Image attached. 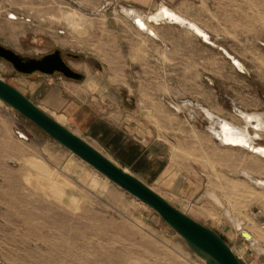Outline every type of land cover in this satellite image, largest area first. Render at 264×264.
Returning a JSON list of instances; mask_svg holds the SVG:
<instances>
[{"label": "rangeland", "instance_id": "1", "mask_svg": "<svg viewBox=\"0 0 264 264\" xmlns=\"http://www.w3.org/2000/svg\"><path fill=\"white\" fill-rule=\"evenodd\" d=\"M74 1L0 0V45L30 58L59 50L84 80L25 73L2 57L0 79L75 132L69 118L88 105L91 89L116 91L122 106L159 100L168 109L163 129L171 157L198 186L192 199L168 201L222 234L244 264H261L263 248L251 246L226 212L240 217L244 230L264 246V187L240 173L249 170L264 179V156L223 146L192 103L239 125L245 122L234 105L264 115V0H174L173 8L201 25L215 46L180 29L177 36L167 35L178 41L181 55L160 59L147 41L152 36L121 12L123 6L134 8L130 0ZM65 12L84 16L87 24L70 27ZM218 46L248 72L239 71ZM259 133L255 141L264 145V129ZM0 264L207 262L156 210L0 99Z\"/></svg>", "mask_w": 264, "mask_h": 264}, {"label": "crops", "instance_id": "2", "mask_svg": "<svg viewBox=\"0 0 264 264\" xmlns=\"http://www.w3.org/2000/svg\"><path fill=\"white\" fill-rule=\"evenodd\" d=\"M117 1L122 2V0ZM173 1L130 0L134 3L133 7L140 12L152 13L160 4H166L172 10L182 14L173 8ZM149 22L151 27L152 25L155 27L153 29L157 33L155 36L150 35L152 38L149 37L150 39L147 40L157 54L155 58L160 59L167 53L175 54L174 57L181 55L182 49L180 47L178 49V41L173 38V35L177 36L180 29L187 28L164 24L166 22L175 24L169 21L151 20ZM90 91L91 98L88 105L80 106L79 110L69 118L71 125L77 130L73 132L165 199L170 197L181 203L192 199V196L197 193L198 186L171 157L172 145L164 139L168 137L163 129V126L167 124L168 109L163 107L157 99L139 100L135 107L122 106L116 91L111 94H108V89L102 91V94L96 93L97 90ZM144 111L149 113L145 114ZM174 139H176L175 136ZM179 145L178 141L177 147H180Z\"/></svg>", "mask_w": 264, "mask_h": 264}, {"label": "water", "instance_id": "3", "mask_svg": "<svg viewBox=\"0 0 264 264\" xmlns=\"http://www.w3.org/2000/svg\"><path fill=\"white\" fill-rule=\"evenodd\" d=\"M70 1L77 4L74 0ZM137 21L138 19H135L132 22L136 24ZM202 40L204 41V39ZM210 44L215 46L212 42ZM218 48L222 50V47L218 46ZM58 52L56 51L52 55L36 61L21 59L15 52L0 45V57L2 56L11 61L19 71L32 73L40 70L43 73L52 74L57 70L62 72L67 78L83 81L84 77L81 74L71 69L65 63L60 62L61 60L56 55ZM226 57L233 63V60L229 56ZM0 99L16 109L23 117L33 122L44 133L58 141L109 180L156 210L161 218L175 229L199 256L206 259L207 264H244L233 253L222 234L204 226L179 210L161 194L130 172L115 164L85 139L41 110L14 86L1 79ZM241 234L243 237L247 236V238H250L246 232H242Z\"/></svg>", "mask_w": 264, "mask_h": 264}, {"label": "bare ground", "instance_id": "4", "mask_svg": "<svg viewBox=\"0 0 264 264\" xmlns=\"http://www.w3.org/2000/svg\"><path fill=\"white\" fill-rule=\"evenodd\" d=\"M121 12L128 16L131 21L138 19L136 22V26L139 30H142L145 33H152L150 35L155 36L157 33L153 30V27H151L149 21H169V22H176L178 24H181L180 27H184L187 29H191V33L196 34L198 37L204 39V42H207L210 44L212 42L210 34L196 21L190 20L183 14H180L179 12L172 10L166 5L160 4L155 12H152L148 15H144L137 11L134 8H126L122 7ZM62 15V14H61ZM63 18L65 22L70 25V27H74L77 29L79 26H83L86 23V19L82 15H77L73 12H65L63 13ZM168 23V22H167ZM175 23V24H176ZM87 24V23H86ZM156 24V23H155ZM177 24V25H178ZM143 25V26H141ZM82 28V27H80ZM78 28V29H80ZM77 29V30H78ZM157 37V36H156ZM223 50V48H222ZM226 56H229L233 60V64L237 69H240L242 72H248L246 66L244 63L231 55L228 51L224 50L222 51ZM239 70V71H240ZM190 103V102H189ZM184 104V103H183ZM193 105L197 106L209 119V126L208 129L211 131V135L218 140L223 146L229 147V148H239V149H245L249 150L251 152L256 153L257 155L260 154L261 156H264V145H260L256 143V139L260 137V131L264 129V115L263 113L258 112H247L244 110H241L237 108L234 105L235 114L240 116L244 122L245 125H239L238 123L229 120L227 118H224L220 115H218L213 110L206 108L200 103H192ZM180 107V106H179ZM178 108V106H177ZM179 109V108H178ZM181 109V108H180ZM250 128L255 129L252 132L250 131ZM255 154V155H256ZM240 173L242 176L248 178L253 182L254 185L264 187V179L259 177H254L253 174L249 170L241 169ZM250 181V182H251ZM251 182V183H252ZM213 190V189H212ZM209 196H212L213 199L216 200L217 203L221 204L222 202L217 198L214 191H208ZM208 197V196H207ZM221 202V203H220ZM189 204V203H188ZM227 215L230 217L233 226L235 229L239 231L241 234L242 232H246L247 235L250 236V238L243 237L247 240H249L251 246L255 247L258 251H261L262 248L264 250L263 244L260 242L259 238L253 234L251 231H246V229L243 225V221L238 217L237 215H231L229 214V211L226 212ZM68 246V245H67ZM263 246V247H261ZM262 250V251H263ZM71 253V252H70Z\"/></svg>", "mask_w": 264, "mask_h": 264}, {"label": "flooded vegetation", "instance_id": "5", "mask_svg": "<svg viewBox=\"0 0 264 264\" xmlns=\"http://www.w3.org/2000/svg\"><path fill=\"white\" fill-rule=\"evenodd\" d=\"M56 51H59V50H55V51H53V52H51V53L45 54V55L40 56V57H38V58L25 57V56H22V55H20V54H18V53H16V55H18L21 59H32V60L40 61V60L44 59L46 56H48V55H52V54L55 53ZM56 55H58L57 58L61 60V61H60L61 63L63 62V63H65L66 65H68V64L66 63L65 59L63 58V54H62L61 51H59L58 53H56ZM1 57H2V56H1ZM2 58H4V57H2ZM74 58H78V57L75 56ZM4 59H5V58H4ZM5 60H7V59H5ZM7 61H8L10 64H12V66H14L13 63H12L11 61H9V60H7ZM68 66H69V65H68ZM14 67H15V66H14ZM69 67H70V66H69ZM70 68L72 69V67H70ZM36 72H41V71H40V70H37V71L32 72L31 74L36 73ZM57 72L63 74L62 72L57 71V70H55L53 73H57ZM53 73H52V74H53ZM69 79H71V78H69ZM71 80H76V79H71ZM76 81H79V80H76Z\"/></svg>", "mask_w": 264, "mask_h": 264}, {"label": "built area", "instance_id": "6", "mask_svg": "<svg viewBox=\"0 0 264 264\" xmlns=\"http://www.w3.org/2000/svg\"><path fill=\"white\" fill-rule=\"evenodd\" d=\"M261 264H264V261Z\"/></svg>", "mask_w": 264, "mask_h": 264}, {"label": "snow or ice", "instance_id": "7", "mask_svg": "<svg viewBox=\"0 0 264 264\" xmlns=\"http://www.w3.org/2000/svg\"><path fill=\"white\" fill-rule=\"evenodd\" d=\"M141 26H143V25H141Z\"/></svg>", "mask_w": 264, "mask_h": 264}]
</instances>
